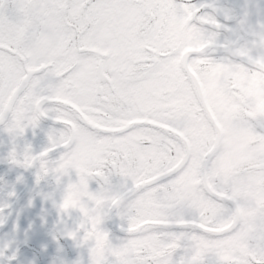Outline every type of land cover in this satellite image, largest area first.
I'll use <instances>...</instances> for the list:
<instances>
[{
    "label": "snow or ice",
    "instance_id": "1",
    "mask_svg": "<svg viewBox=\"0 0 264 264\" xmlns=\"http://www.w3.org/2000/svg\"><path fill=\"white\" fill-rule=\"evenodd\" d=\"M206 7L0 0V123L18 135L59 125L50 147L12 161L47 173L62 150L52 170L77 179L59 207L82 214L67 236L83 230L89 264H264V183L238 188L188 125L190 69L216 45L206 26L221 27ZM113 209L117 243L101 227Z\"/></svg>",
    "mask_w": 264,
    "mask_h": 264
},
{
    "label": "flooded vegetation",
    "instance_id": "2",
    "mask_svg": "<svg viewBox=\"0 0 264 264\" xmlns=\"http://www.w3.org/2000/svg\"><path fill=\"white\" fill-rule=\"evenodd\" d=\"M189 2L212 6L206 7L204 11L214 14L222 27L215 28L208 25L206 31L218 33L215 37L216 45L227 43L231 47L247 39V33L238 27V17L244 6L258 3L264 8V0H189ZM233 12L236 15H231ZM216 45L214 48L217 54L222 53L223 50ZM210 50L209 54H211ZM208 63L209 60L205 58L200 64ZM216 67L217 69L221 67L222 70V66ZM190 70L195 76L197 75L195 65ZM214 72V68L209 69V77L213 78L216 74ZM189 78L195 81L191 71ZM198 84L202 88L201 83ZM192 87L187 83L186 108L191 100ZM58 127L59 125L53 120L41 118L36 128L30 126L22 135H18L9 133L6 130L7 124L0 123V264H75L77 261L80 264H89V244L79 243L83 230L78 231L76 240L67 236L69 231L77 230L83 219L79 209L76 210L78 218H75L74 210L71 208L66 211L56 208L50 210L49 206L52 198L62 201L68 183L77 179L72 177L68 180L67 174L61 176L52 170L62 150L57 148L49 152L46 157L49 161L47 173L41 169L39 160L26 167L22 163H14L10 155L15 149L16 158L22 161L26 150L32 155L40 153L50 147L49 131ZM191 130L197 134L195 128ZM197 139L206 145L203 134ZM222 166L227 170L231 162H224ZM70 173L75 174V171ZM238 183V188L251 190L255 180L248 178L247 183L243 180ZM89 185L92 191H97L99 188L96 179H91ZM39 203L41 204L37 205ZM36 206L42 207L41 217L34 216ZM52 216L55 217L53 224ZM107 216V223L102 224L101 227L108 231L112 241L117 243L119 238L124 236L120 228L122 221L116 215L115 209ZM73 221L76 222L75 225L72 224Z\"/></svg>",
    "mask_w": 264,
    "mask_h": 264
},
{
    "label": "clouds",
    "instance_id": "3",
    "mask_svg": "<svg viewBox=\"0 0 264 264\" xmlns=\"http://www.w3.org/2000/svg\"><path fill=\"white\" fill-rule=\"evenodd\" d=\"M238 27L247 33V39L222 47L219 54L212 48L209 63L196 65L206 86L202 89L189 78L193 87L187 119L191 129L203 134L219 163L231 160L230 175L237 187L239 181L254 178L251 189H255L264 183V8L258 3L246 4ZM216 66L222 70L207 87L209 69Z\"/></svg>",
    "mask_w": 264,
    "mask_h": 264
},
{
    "label": "rangeland",
    "instance_id": "4",
    "mask_svg": "<svg viewBox=\"0 0 264 264\" xmlns=\"http://www.w3.org/2000/svg\"><path fill=\"white\" fill-rule=\"evenodd\" d=\"M201 61H202V59H201V60L199 61V63H197L196 65H199V64L201 63ZM196 65H195V67H196ZM220 68H221V67H219V68L217 69V67H214V69H215V72H214V73L220 71ZM196 69H197V68H196ZM196 74H197L196 77H197L198 81L201 83V87H202V89L205 88L206 85H204V83L201 81V78H200V76H199L200 74H199L198 70H197ZM211 79H212V77H209V79H208V83H207V87H211ZM196 132H197V134L195 133L196 138L202 136V134L199 133L197 129H196ZM197 135H198V137H197ZM224 162L228 163V162H231V160H230V159H224V160L221 162V165H223ZM231 169H232V162H231V166H230V168H228L226 171L230 173V172H231ZM71 171L74 172V170H71ZM56 173H57V172H56ZM57 174H58V175H61V174H59V173H57ZM61 176H63V175H61ZM66 176H67V179H68V180H71L72 177H76V174L70 173V175L67 174ZM63 197H64V196H63ZM61 200L63 201V198H62ZM62 201H59V200L56 201L55 198H52L51 201H50V203H49L50 210H54L55 208H56V209H60V210H62V209L59 207V205L62 203ZM40 204H41V203H39V204H37V205H40ZM38 208H39V209H38ZM40 209H42V207L36 206V209H34V210H35V211H34V216H37V217H41V216H42V210H40ZM71 209L74 210V217H75V218H78V216H77L78 212L76 211L77 209H75V208H71ZM52 213H53V212H51V214H52ZM52 215H53V214H52ZM54 218H55V217H53V216L51 217L52 224H53V222H54V220H55ZM31 219H32V218H31ZM107 219H108V216H106V217L104 218V221H103L102 224H106V223H107ZM69 224H70V223H69ZM72 224L75 225L76 222L73 221ZM107 225H108V224H107Z\"/></svg>",
    "mask_w": 264,
    "mask_h": 264
},
{
    "label": "water",
    "instance_id": "5",
    "mask_svg": "<svg viewBox=\"0 0 264 264\" xmlns=\"http://www.w3.org/2000/svg\"><path fill=\"white\" fill-rule=\"evenodd\" d=\"M216 46L219 47V49L223 50V48L220 45H216ZM229 47H231V46L229 45ZM190 71L193 74L194 80H195V82H197L198 87H200L199 84H198L199 82H198V80H197V78L195 76V73L192 70H190Z\"/></svg>",
    "mask_w": 264,
    "mask_h": 264
}]
</instances>
